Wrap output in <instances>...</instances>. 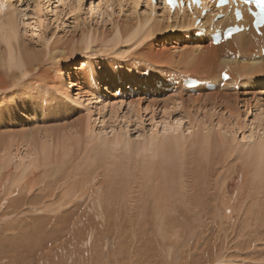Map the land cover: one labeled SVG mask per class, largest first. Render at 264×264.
<instances>
[{
    "label": "bare ground",
    "instance_id": "obj_1",
    "mask_svg": "<svg viewBox=\"0 0 264 264\" xmlns=\"http://www.w3.org/2000/svg\"><path fill=\"white\" fill-rule=\"evenodd\" d=\"M58 2L61 3V0ZM41 3V0H30L28 10L32 20H41L42 7L40 11L35 10ZM75 3L76 0H64L61 4L70 8ZM98 4L100 11L102 6H111L112 10L129 7L133 18L125 22L114 21L110 28L100 30L87 27L90 29L80 30L79 37L74 30L70 35L59 36L52 45L43 41L36 46L20 39V45L15 49L16 56L22 57L26 68L33 72L20 84L14 82L16 74L6 72L0 63V211L4 208L6 196L13 189H17L16 194L22 191L29 175L36 172L31 170L28 157L36 150L37 142L41 148L47 144L53 163L57 144L61 157L65 146L75 145L74 152H78L81 160L75 168L45 167L41 151L39 169L47 177L54 179L57 174L67 175L64 194L58 205L65 209L64 213L54 227L36 238L37 242H30L34 246L31 251H12L14 256L9 251L0 257V261L15 264L16 258L19 264H30V261L32 264H172L168 247L176 248L183 243L182 250L177 249L173 258L179 264H260L264 261V252L257 251L261 259L256 261L257 252L251 248L257 247L255 234L257 231L258 236L261 235L264 220H249L246 226L250 233L244 241H239L242 249L233 248L244 254H236L229 259L230 262L224 263L218 252V242L222 240L219 231L216 236L204 235L210 226L203 229L198 225L197 231L201 233L195 239L193 236L189 238L192 242L188 244L179 234L192 229L195 224L189 220H173L175 211L171 207L167 217L161 213L160 206H170V199L174 198L178 203H192L196 208L208 205L203 208L229 214L238 191L248 187L257 194L260 200L257 208L264 215V178L257 168L247 162L259 139L264 137V128L262 134H250L246 145L240 146L236 142V129L224 128L220 123L203 122L199 125L193 122L194 112L208 111L210 114V111L222 108L231 114L238 111L239 104L248 97L264 99V78H259L264 75L263 57L260 61L252 60L249 40L241 41L243 51L234 50L230 45V50L235 53L231 59L223 58L222 46L213 47L193 40L190 45L178 47L171 45L173 35L165 37V41H152L176 21L169 17L165 9L153 20L148 11L151 5L142 0H104ZM140 4L147 8L144 14H137ZM11 11L22 14V30L25 24L23 16L28 18V14H24L26 9L24 11L13 0H0V19L6 22ZM167 41L170 43L165 45ZM97 42L93 54L85 53ZM126 44H130V48L122 46ZM81 55L86 57L80 64ZM225 69L229 70L232 80L225 84L224 89L205 92L199 88L188 92L180 85L168 84L167 91L166 84H163L164 76L173 73L199 80L216 78L220 83ZM156 78L158 83H151L154 90L145 86L150 97L144 93L137 97L119 98V93H128L126 83L133 84L141 79L143 83L148 80L150 85L149 80ZM166 92H169L167 96H161ZM95 96L105 102V98H111L107 100L111 103L103 104L98 114L104 118L107 109L117 115L124 105L127 106V113L119 120L122 119L126 127L135 121L137 136L141 139L131 138L129 130L124 131L122 125H118L120 128L113 126L112 115L107 120L109 124L104 122L103 128L96 131L91 121V109L82 112L78 107L82 98ZM143 112L150 115L149 129L144 127ZM175 117L184 122L179 129H176V120L173 121ZM153 122L159 125L155 134L152 131ZM36 123H40L39 126ZM253 136L256 137L255 144ZM117 140L121 142V147L114 151L111 146ZM166 141L170 142L172 150L179 141L180 156L186 158L187 165L183 175L175 163L161 158ZM82 142L85 146L79 150V143ZM202 154L206 157L203 164L200 163ZM194 157L196 167L193 171ZM77 170H84L81 175L77 174L79 178L74 174ZM142 191L147 194L144 198L150 204L146 212H140L137 220H133V215L128 216L130 209L120 207V203L122 201L131 207L132 200L126 195ZM78 211L83 215L76 223L73 218ZM119 220H128L132 227L130 235H123L125 226ZM214 223L217 226L223 221L214 220ZM107 224L112 228V234H109ZM109 238H113L110 245L107 243ZM254 261L256 263H251Z\"/></svg>",
    "mask_w": 264,
    "mask_h": 264
},
{
    "label": "rangeland",
    "instance_id": "obj_2",
    "mask_svg": "<svg viewBox=\"0 0 264 264\" xmlns=\"http://www.w3.org/2000/svg\"><path fill=\"white\" fill-rule=\"evenodd\" d=\"M13 1L17 3L18 6L22 8L24 11L26 9V13L24 14H28V18H26V16H23V22L25 24L31 25L27 30L24 29L25 24L22 26V30L20 34L21 41H24L26 44H31V45L33 44L36 46H39V43L43 41L45 42L49 41L50 45H52L56 41V39H58L59 36H63L65 34L70 35L71 32H73L74 30H77L78 33L76 34V36L79 37L80 30L90 29L87 27L91 26V29L97 30L98 28L100 30L101 28L104 29L110 28L114 21L125 22L126 20H130V17L133 18V15L131 14L132 9L129 7H126L125 9H120L119 7H115L111 12H109L108 11L109 8L106 7L103 8L102 6L100 11L97 8L99 5L98 4L99 1L97 2L96 0L94 1L85 0L84 4L79 6L80 11H74L75 10L74 6L70 8L63 7L62 4L58 2V0H41L42 2L41 5L44 6L42 7L40 12V18L41 20L44 21V24L41 25L40 19L38 21V20H32L33 18H30L29 15L30 9L28 8L30 0H13ZM88 9H92V11L89 12ZM98 11H100V15ZM144 12H146V8L145 9L143 8V10L141 11H137V14H144ZM87 15L90 16L88 17ZM108 17H111V19H109ZM102 24H104L103 25L104 27L102 26ZM98 25L99 27L100 26L101 27L99 28ZM160 40L163 41V39ZM129 45L130 44H126L122 46L125 49L126 48L128 49L130 48ZM97 46H98V42L95 43V45H93L90 48L91 51L89 50L85 53H87L88 55L93 54L95 51L92 52V50ZM180 51L182 50L180 49ZM83 57L86 56L83 55L80 56L81 58V61L79 62L80 64L84 62L83 60L85 58ZM74 94H76V91H74ZM76 97L78 99L79 98L81 99V97L75 96V98ZM82 99L83 100H81L82 102L81 105L78 106V104L76 105L75 103L73 104L75 106H78L82 110V112L89 111L91 109L89 111L91 115L93 114L91 121L94 122L95 125L93 124V126H95L96 131L103 128L104 122L109 124V121L107 120L112 115V118H114V120H112L113 126L115 125L116 127L120 128V126L122 125L124 131L129 130L128 132L131 138L137 137L138 135L137 127H136L137 124L134 123L135 121H132L129 127H126L127 124L124 123L122 119L119 120L120 118H122L123 115L127 113V106L124 105L117 115L115 114L114 111L107 109L105 111L106 117L104 118L102 115H98V114H100V110H102L101 107L103 104L106 105L111 103V101H107L111 98L109 99L105 98L107 99L106 102L102 98L100 100V98H97V96L88 99L87 98L86 99L82 98ZM260 105L262 108L260 107ZM108 106L110 105H107V107ZM238 108H239L238 111L231 112V114L230 112L227 113L222 108L216 111H210V114L207 113L208 111L199 112V114H196L194 112L195 118H193V122L198 123L199 125L203 122L207 124L212 123L214 125L220 123L221 125H223L224 128L231 127L234 130L236 129L235 130L236 142L240 143V146L242 145L244 146V144L246 145V142H248L243 140L244 135L249 136L252 133L253 134L255 133L254 135L256 134L258 135L259 132L261 134L263 133L262 129L264 128V99H259V97L256 99L248 97L246 101H242V103L239 104ZM115 115L118 117H116ZM142 115H143L144 127L146 129H149L150 115L147 112H143ZM175 120L176 117L174 118L173 121ZM36 124L39 126L40 123H36ZM84 146H85V142L79 143V150L84 148ZM80 162L81 160L79 154L78 152H76L69 167L75 168L76 165L79 164ZM230 165L233 166V164ZM70 171L71 170L67 172ZM83 171L77 170L74 173L76 175V178H79L80 177L79 175H81ZM66 179H67V175L64 173L60 175L57 174L56 178L50 179L43 173L42 169H39L38 171L29 175L28 181H26V185L24 186L22 191L16 194L15 192L17 191V189H13L12 192L8 196H6V203L4 205L3 210L0 211V257L2 255H5V253L9 251H11L10 252L11 256H14V254H12V251L13 253L20 250H22L21 253H25L26 251H31L34 246L30 245V242L32 241L37 242L36 238L42 237L49 228L54 227V223L56 222V220H60L65 209L63 210L62 208L58 207V205L60 204V201L64 194V188H65L64 183ZM144 196L147 197V194L144 195V191L139 192L138 194H133L132 196L127 194L126 198L132 200L131 207H129L122 201L120 203V207L124 206L126 209H130L128 211V216L133 215L134 216L133 220H137V215H140V212H146L150 204L145 201ZM256 197L257 194L254 191H251L250 188L244 187L240 189L238 191V195L235 196V200L233 201L232 206L229 209L230 210L229 214H225L223 211L219 212L216 209L212 210V208L211 209L203 208L204 206H208V205H204L196 208L195 204L191 205L192 203H189L187 204L188 205L187 206L185 205V203L176 202L174 198L170 199L171 201L170 206L167 207L160 206V211L162 214H166V216L169 217L168 213H171L170 212V207H171L172 211H175V213L172 214V216H175L173 220H189L195 224L194 227L192 226V229H188L187 231H184L183 233L179 234L182 235V239L187 240L188 244H191L192 242L191 240H188L189 238L191 239V237L193 236L192 238L195 239L198 236V234L201 233L197 231L198 225L203 229H207L210 226V228L205 232L203 230L204 235L212 234L213 236H216L217 232L219 231L220 235L222 236L221 238L222 240L218 242V252H220L221 255L220 260L224 261V263H228L230 262L229 259L235 256L236 254L238 255L244 254L241 251L237 252L233 248L239 247L240 249H242L240 247L239 241L240 240L244 241L246 239V236H248L247 234L250 233L248 231V227L246 226L249 220H264L263 218L264 215L257 208V203L260 200L258 201V197L257 198ZM1 199L2 197L0 198V200ZM82 215L83 212L80 211L78 215L73 218L74 222L76 220V223H78V221L81 220L80 218ZM214 220L217 221L220 220L223 221V223L219 224L220 226L219 225L216 226ZM127 222L128 220H119V223L125 226V231L123 234L125 236L131 234L130 229L132 228L129 226ZM105 223L106 222H104V224ZM159 223L160 222H157V224ZM193 229H195L196 231L194 232ZM260 232H261L260 236L263 237L264 228H261ZM109 234H112V228L110 227H109ZM240 236L241 238H238ZM260 236H258L256 231L255 241H257L256 242L257 247L251 248L253 249V251L255 249L256 252L257 251L264 252V248H262L264 247V237L263 238L261 237L260 240H257V238ZM18 239H20L18 241L19 243L17 242ZM112 241L113 238L111 239L109 238L107 242L108 245H110ZM13 245L15 246V248L13 247ZM168 248L171 250L170 258L172 260V264H179V261L173 258L175 256V253L177 252V249L179 251L182 250L183 243H181L179 247L177 245L176 248H173L172 246H169ZM239 248L237 249L239 250ZM165 254L161 255L162 259L164 258ZM222 255H224V257L227 258L228 260L227 259L224 260L222 258L223 257ZM259 256L260 255L257 252L255 257V260L257 258L256 261L258 260L260 261L261 258ZM221 261H219V263ZM251 263H256V262L254 261ZM15 264H19L16 258H15ZM30 264H32L31 261Z\"/></svg>",
    "mask_w": 264,
    "mask_h": 264
},
{
    "label": "snow or ice",
    "instance_id": "obj_3",
    "mask_svg": "<svg viewBox=\"0 0 264 264\" xmlns=\"http://www.w3.org/2000/svg\"><path fill=\"white\" fill-rule=\"evenodd\" d=\"M85 0H76V3L74 5L75 11H80L79 5L84 4ZM100 3H103L104 0H99ZM61 3H64V0H61ZM156 3V0H148V4L154 6ZM182 3V0H164V4L171 9H175L179 7ZM191 3H195L197 5H200L202 3V0H191ZM218 7H223L226 4L232 3L236 5L235 10V16L237 20L243 19V11L241 10L240 4L244 3L249 5V11L251 15L255 18V23L257 27H259L261 24H264V0H216ZM255 3L256 8L259 9V11L252 12L251 11V5ZM44 7L42 5L36 7V11H40V8ZM50 11V8H49ZM89 12L92 11V9H88ZM109 12L112 11V7L109 6L108 9ZM207 11V9H205ZM21 13H17L15 11H11L7 14V21L5 22L4 19H0V46H2V50H0V63L3 64L4 69L9 74L15 73V83L20 84L23 81H26L30 76L33 75L32 71H29L26 66L23 58H17L15 49L19 47L20 45V16ZM219 15L222 17L224 13H219ZM111 19V17H108ZM40 24L43 25L44 21L40 20ZM31 25L25 24L24 29L27 30ZM242 31L239 27H229L226 31L225 38L230 39L233 34ZM220 37L219 35L216 36L215 43H219ZM35 68V66H33ZM35 71H39V69H35ZM224 80H229L230 77L228 75L227 71H224L223 74ZM154 127L152 129L153 133L155 134L157 132V129L159 125H156L155 122ZM183 121L177 119L176 120V129H179L183 125ZM175 130V129H174ZM167 126H165V136H167ZM191 135V133H189ZM137 140L141 139V137L137 136ZM245 141L249 140L248 136L244 137ZM256 137H252V142L255 144ZM235 143V141H233ZM107 147V145H106ZM112 149L115 151L116 149H119L121 147V142L119 140L116 141L112 146ZM75 145H72L71 147L65 146L63 150V156L60 155V149L59 145H56V158L55 163L52 162V152L50 148L45 143L43 145V148H41V145L39 142H37V148L32 153L31 156L28 157V159L31 161L30 168L31 170L38 171L40 168V157H41V151L43 152V161L45 167H53V168H59L61 166L67 167L70 165L71 161L73 160L75 156ZM155 158V157H154ZM161 158L167 162L175 163L178 167V170L183 175L186 168L185 159H182L180 156V150H179V141L176 142V148L174 150L171 149L170 142H165V146L162 152ZM206 157H201L200 163L203 164ZM248 164L253 165L255 168L258 169L260 176L264 178V137L259 139L258 145H256L253 149V152L249 154L248 156ZM241 163H244V161H241ZM196 167V160L195 157L193 158L192 162V169L195 170ZM87 253H85L86 255ZM0 264H7L6 261H0ZM260 264H264V261H260Z\"/></svg>",
    "mask_w": 264,
    "mask_h": 264
}]
</instances>
